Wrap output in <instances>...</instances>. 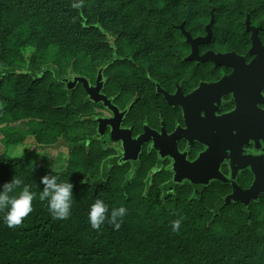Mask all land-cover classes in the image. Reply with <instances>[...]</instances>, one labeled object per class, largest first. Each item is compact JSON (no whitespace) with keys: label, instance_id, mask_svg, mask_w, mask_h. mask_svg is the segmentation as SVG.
<instances>
[{"label":"trees","instance_id":"1","mask_svg":"<svg viewBox=\"0 0 264 264\" xmlns=\"http://www.w3.org/2000/svg\"><path fill=\"white\" fill-rule=\"evenodd\" d=\"M211 10L212 45L220 49L241 50L248 42L240 11L252 12L264 28V0H0L3 144L32 137L39 148L65 150L59 168L40 166L29 151L0 157V186L17 176L23 183L12 195L25 184L37 193L20 225L8 228L0 220V264H264V238L247 226L239 230L235 219L213 216L210 204L182 196L161 201L144 171L102 170L104 155L81 151L77 138L90 105L79 94L86 96L83 87L68 86L73 77L121 64L170 67L163 63L170 51L164 46L180 35L174 26L185 23L193 35L203 34ZM111 40L124 60L105 66L118 55L107 48ZM23 121L28 130L13 127ZM46 174L73 184L67 219H53L39 200ZM96 198L126 208L118 230L107 221L91 228L87 213Z\"/></svg>","mask_w":264,"mask_h":264},{"label":"flooded vegetation","instance_id":"2","mask_svg":"<svg viewBox=\"0 0 264 264\" xmlns=\"http://www.w3.org/2000/svg\"><path fill=\"white\" fill-rule=\"evenodd\" d=\"M211 12L203 34L193 35L182 23L185 30L204 38ZM239 14L248 35L241 50L212 45L214 27L210 42L198 44L197 59L230 54L217 66L212 60H188L192 47L178 24L174 27L180 35L164 46L170 51L163 63L170 67L159 65L155 77L143 66L127 64L73 77L86 79L92 96L77 82L85 91L86 96L79 93L82 100L90 105L77 138L81 151L104 155L102 170L117 166L134 176L144 171L145 183L156 186L161 201L182 196L210 204L213 216H229L239 230L247 226L264 238V82L260 88L248 69L258 52H252L247 16L263 46L264 28L252 20V12ZM107 48L115 51L117 42L111 40ZM121 60L118 54L105 66Z\"/></svg>","mask_w":264,"mask_h":264},{"label":"clouds","instance_id":"3","mask_svg":"<svg viewBox=\"0 0 264 264\" xmlns=\"http://www.w3.org/2000/svg\"><path fill=\"white\" fill-rule=\"evenodd\" d=\"M53 173V172H52ZM22 180L17 176L9 183L0 186V216L3 224L13 228L22 223L23 219L33 211V200L37 193L29 185H24L22 190L12 195L22 185ZM43 185L39 191V200L46 202L47 209L55 220L67 219L73 205V184L69 180H61L58 175L46 174L40 179ZM125 207H111L101 198H96L90 205L87 218L94 230L100 229L107 221L114 229L121 227L122 219L126 215ZM179 219L172 222L175 231L180 227Z\"/></svg>","mask_w":264,"mask_h":264},{"label":"water","instance_id":"4","mask_svg":"<svg viewBox=\"0 0 264 264\" xmlns=\"http://www.w3.org/2000/svg\"><path fill=\"white\" fill-rule=\"evenodd\" d=\"M250 16H247V20H246V30L247 31H252L253 34L251 36V40L253 42V49H252V52L256 51L258 52V56L257 58L254 60V62L248 66V69L250 71H252L253 73V76L255 78V80L257 82H260V84H258L260 86V88L263 87V82L264 80V46L262 45L259 37H257L256 35V32L255 30H253V28L250 27V20H249ZM214 24H215V18L212 14L211 16V19H210V22L209 24L206 26L205 28V31H206V36L204 38H193L192 35L190 33H188L186 30H185V26L184 24H182L179 28L181 30V32L185 35L186 37V41L187 43L191 44V47H192V54L191 56L189 57L188 60H194V61H200V62H203L205 60H212L215 62L216 66L219 65V61L221 60H228L229 59V55L230 54H226V55H215L213 57H209L208 54H205L203 57H200V59H197L196 57L199 56L198 55V44H207L208 42H210V40L212 39L213 37V27H214ZM232 56V55H231ZM223 64L225 65H230L233 67V64L229 63L226 61V63L224 62ZM236 68V67H235ZM225 79H223L222 81H220L221 83H224L226 81H224ZM77 82H83L84 85L87 87V91L88 93L90 94V97L92 99V96H91V89L88 88V81L86 79H78V78H74V81H72V83H69L68 86L71 88L72 86H75L77 84ZM215 85H218L220 87H222L220 84H215ZM203 87V85H202Z\"/></svg>","mask_w":264,"mask_h":264},{"label":"rangeland","instance_id":"5","mask_svg":"<svg viewBox=\"0 0 264 264\" xmlns=\"http://www.w3.org/2000/svg\"><path fill=\"white\" fill-rule=\"evenodd\" d=\"M29 55V54H28ZM158 71H151V74L153 77L157 74ZM111 74L115 75V71L111 70ZM18 126L13 127H19L23 130H28L30 128V123L27 121H23L17 124ZM4 126V125H3ZM72 137H76V134H71ZM5 135L0 132V157L3 154L9 153L12 156L19 157L21 154L25 152H33L34 155L37 157L36 160H34L35 163L39 164L40 166H46L47 168H59L63 161L61 158H65L63 155L65 153V150H52V148H39L36 143L34 142V139L32 137H29L26 139V141L13 146V147H6L3 142L5 139ZM61 151V152H59ZM156 188V186H155ZM158 193V192H157ZM159 194V193H158ZM175 199V198H174ZM199 202V201H197Z\"/></svg>","mask_w":264,"mask_h":264}]
</instances>
